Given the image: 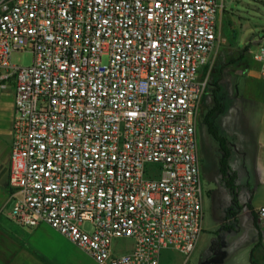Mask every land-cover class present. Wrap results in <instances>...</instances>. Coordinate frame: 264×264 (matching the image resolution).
Segmentation results:
<instances>
[{
	"label": "built area",
	"instance_id": "1",
	"mask_svg": "<svg viewBox=\"0 0 264 264\" xmlns=\"http://www.w3.org/2000/svg\"><path fill=\"white\" fill-rule=\"evenodd\" d=\"M221 9L219 0H0L17 223L50 225L96 264H160L164 249L189 257L203 230L199 70ZM253 47L264 80V43ZM25 50L31 64H12Z\"/></svg>",
	"mask_w": 264,
	"mask_h": 264
},
{
	"label": "crops",
	"instance_id": "2",
	"mask_svg": "<svg viewBox=\"0 0 264 264\" xmlns=\"http://www.w3.org/2000/svg\"><path fill=\"white\" fill-rule=\"evenodd\" d=\"M237 75L239 83L237 80L234 85L219 83V91L226 87L230 99L228 105L222 108L223 103L218 102L214 93L211 106L201 105V115L207 116L203 123L208 132L211 133L209 124L216 122L217 128L232 137L239 148L243 168V189L234 217L235 230L225 234V254L218 264H264V217L257 214V209L264 204V80L259 69L254 67L244 66ZM220 79L219 76L218 82ZM12 117L13 92L9 86L0 96V264H71L75 255L70 245L74 244L64 235L56 230L65 239L63 243L59 242L37 231L43 223L27 227L10 216L13 198L8 173ZM198 154L201 159L199 150ZM214 234L215 230L210 233L207 245ZM93 263L96 264L94 260Z\"/></svg>",
	"mask_w": 264,
	"mask_h": 264
},
{
	"label": "rangeland",
	"instance_id": "3",
	"mask_svg": "<svg viewBox=\"0 0 264 264\" xmlns=\"http://www.w3.org/2000/svg\"><path fill=\"white\" fill-rule=\"evenodd\" d=\"M219 1L222 3V9L217 18L218 38L207 62L199 71V75L206 79V84L196 113V128L198 130L196 132V144L201 154L199 160L203 189L204 230L188 258L172 249H164L160 264H197L206 250L210 233L217 228V217L231 195L230 190L221 180L223 169L220 160L222 153L220 154L218 143L208 132L207 125L203 123L207 116L204 117V113L201 115L203 111V109L201 111V105L211 106L213 91L217 90V77H221L220 85L227 86L230 83L234 85L236 80L239 83L240 77L237 73L242 67L259 69L258 63L251 58V47L257 43H264V0ZM10 61L19 66L29 65L32 62V53L28 50L14 51ZM222 90L225 92L224 88ZM218 101L222 103L223 99L220 97ZM235 166L243 176L242 164L238 162ZM214 226L216 227L214 228ZM82 227L89 229L90 225L88 222H84ZM37 231L41 232L42 235L52 236L59 242L65 241L56 229L46 223L40 224ZM114 245L116 248L127 250L131 247L132 241L130 239H118L115 240ZM70 247L75 255L71 264H94L91 257L82 249L74 245H70Z\"/></svg>",
	"mask_w": 264,
	"mask_h": 264
},
{
	"label": "flooded vegetation",
	"instance_id": "4",
	"mask_svg": "<svg viewBox=\"0 0 264 264\" xmlns=\"http://www.w3.org/2000/svg\"><path fill=\"white\" fill-rule=\"evenodd\" d=\"M223 88L224 90L226 89V87ZM220 97L223 99V105L220 104L223 108L224 105H228L230 100L226 91L224 92L223 90H220L217 94V98ZM212 123L213 128L217 130V132L220 134L219 136L222 138V140L219 141V139L214 136L218 143L219 152L220 154L222 153V158L220 160L221 167L223 169L221 180L230 190L231 195L228 202L223 206L221 212L219 213L220 215L217 217V228L215 229L214 237L208 243L203 256L197 264H206L207 260L210 261L211 259L220 256V251L226 244L224 240L225 234L228 231L235 230L236 221L234 220V214L236 213L234 212L235 210H238V200L243 189V179H241V173L235 166L238 164V162L241 164V154L239 148L231 136H229L223 130L220 131V129L216 127V122ZM210 264H212V262H210Z\"/></svg>",
	"mask_w": 264,
	"mask_h": 264
},
{
	"label": "trees",
	"instance_id": "5",
	"mask_svg": "<svg viewBox=\"0 0 264 264\" xmlns=\"http://www.w3.org/2000/svg\"><path fill=\"white\" fill-rule=\"evenodd\" d=\"M216 80H218V77L216 78ZM214 82H217V81H214ZM216 87H217V90L215 89V90L213 91V93H214L213 96L217 98V94H218V92H219V87H220L219 82L216 83ZM217 99H218V98H217ZM209 129H210V132H211L215 137H217V138L219 139V141L222 140V138L219 136L220 134L217 132L216 129L213 128V124H212V123L209 124ZM236 212H237V211L235 210L234 213H236ZM234 216H235V214H234ZM234 220L236 221L235 218H234Z\"/></svg>",
	"mask_w": 264,
	"mask_h": 264
},
{
	"label": "water",
	"instance_id": "6",
	"mask_svg": "<svg viewBox=\"0 0 264 264\" xmlns=\"http://www.w3.org/2000/svg\"><path fill=\"white\" fill-rule=\"evenodd\" d=\"M253 48H254V47L252 46L251 49H253ZM224 254H225V252H224V250L222 249V250L220 251V256H218L217 258H213V259H211L210 261L207 260L206 264H210V262H212V264H218V263L222 262L223 257H224Z\"/></svg>",
	"mask_w": 264,
	"mask_h": 264
}]
</instances>
